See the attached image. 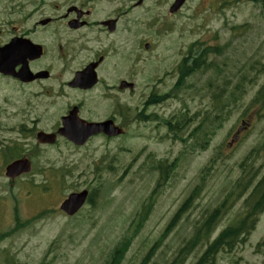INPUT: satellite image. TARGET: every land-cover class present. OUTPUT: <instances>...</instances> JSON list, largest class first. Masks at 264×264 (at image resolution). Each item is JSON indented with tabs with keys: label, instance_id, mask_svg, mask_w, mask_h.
I'll list each match as a JSON object with an SVG mask.
<instances>
[{
	"label": "rangeland",
	"instance_id": "obj_1",
	"mask_svg": "<svg viewBox=\"0 0 264 264\" xmlns=\"http://www.w3.org/2000/svg\"><path fill=\"white\" fill-rule=\"evenodd\" d=\"M33 1L41 7L37 19L44 13V0ZM98 1L109 8L105 0ZM171 1L146 0L131 12L132 20H140L142 29L146 26L144 40L151 46L140 51L141 79L129 98L132 121L125 135L91 139L82 146L59 135L53 144L39 143L36 132L55 133L63 107L52 92L48 101L39 89L0 82V151L16 147L32 163L30 172L10 180L0 155V235L8 233L0 236V264H108L116 250L115 264H168L191 235L193 222L216 205L225 203L226 208L211 238L240 215L247 192L238 199L237 190L251 172L244 174L240 163L252 148L257 149L249 161L252 171L258 178L264 172V103L252 104L264 83V12L260 0H187L169 14ZM196 41L218 48L209 59L213 67L176 80L180 59ZM209 82L216 92L227 82L230 87L239 83L226 120L198 130L187 141L174 138L164 125L171 115L179 119L195 114L188 125L192 130L211 112ZM151 89L158 96H174L153 100ZM146 116L149 120L142 118ZM242 119L250 126L229 146ZM187 134L183 130L177 136ZM5 152L6 160L15 155L13 149ZM162 162L172 167L155 188L159 173L150 168ZM86 187L97 191L93 203H85L73 216L60 211L68 193ZM195 187L201 190L194 207L161 238ZM202 248L195 247L183 264L195 263ZM215 264H264V211L244 244L220 252Z\"/></svg>",
	"mask_w": 264,
	"mask_h": 264
},
{
	"label": "flooded vegetation",
	"instance_id": "obj_2",
	"mask_svg": "<svg viewBox=\"0 0 264 264\" xmlns=\"http://www.w3.org/2000/svg\"><path fill=\"white\" fill-rule=\"evenodd\" d=\"M145 1L132 6L131 0H105L109 8H103L98 0H44V13L35 19L41 7L33 0H0V47L14 45L13 59L0 62V82L39 89L48 101L56 97L64 109L60 121L75 107L87 122L128 127L129 98L141 79L140 51H150L144 48L146 26L132 20L131 12Z\"/></svg>",
	"mask_w": 264,
	"mask_h": 264
},
{
	"label": "trees",
	"instance_id": "obj_3",
	"mask_svg": "<svg viewBox=\"0 0 264 264\" xmlns=\"http://www.w3.org/2000/svg\"><path fill=\"white\" fill-rule=\"evenodd\" d=\"M260 3L261 10L264 12V0H260ZM193 46H195V50L194 53L191 54L197 56V59L202 58L203 54L209 50L208 47L204 48L202 44L199 43H194ZM189 49H191V47ZM195 62L196 60L193 61L194 68L198 66L195 64ZM208 65H210V67L213 66V64L210 63ZM181 79L182 77L180 78V80ZM238 86L239 83H236L235 87H230L227 82L225 87L220 88L216 93H212L211 99L209 100L211 102V112H205V115L201 118L200 122L195 127V131L198 129L200 130L213 127L215 124H217V126H221L224 123L223 121L226 120V117H222L221 113L228 114V111H224V108H228L231 95L232 100L235 101L236 96L234 94V91L238 89ZM259 89L260 90L253 98L252 103L254 104H258L259 102L264 103V84H262ZM225 92L230 93V95L227 97ZM178 122L180 124V120H178ZM167 125L170 126L171 130L174 132L173 126L168 123ZM206 144H201V146L205 147ZM256 150V148H252L240 163V167L242 168L244 174L247 173L246 171H249L250 169L251 172L249 173V179L242 186H240L238 197H241L247 189L250 190L247 196L243 199L241 212L238 218L222 228L214 238H211L213 232H215L217 222L226 208L225 203L216 205L212 210H210V212L201 216L199 220L193 222L191 231L193 235L187 238L180 245L170 263L168 264H183L192 249L197 245H204L205 250L202 251L201 256L195 264H213V259L216 252L220 250L230 251L238 244H242L247 240L248 236L250 235L252 230H254V227L258 222L260 214L264 211V172L261 173V176L258 178V172L252 171L253 164L249 162L254 157H252V155L254 154V152H256ZM166 164L167 163L162 162L160 166L150 168L151 170H157L159 173L155 188H160L162 183L166 181V178L168 177L172 165ZM96 169H98V167ZM199 191V187H195L191 191L190 195L184 200L175 215L167 224L161 238L165 236L170 229L177 225L178 221L181 218V215L185 213L188 208H190V206L192 205V201L198 195ZM93 192H97L96 189ZM94 197L95 195L93 194L90 198V201H94ZM155 243H159V241ZM151 250H153V247ZM116 253H118V250L115 251L114 255ZM114 255L112 257V260L108 264H115L116 261L114 260ZM149 256L150 255L147 253L146 260L149 258Z\"/></svg>",
	"mask_w": 264,
	"mask_h": 264
},
{
	"label": "water",
	"instance_id": "obj_4",
	"mask_svg": "<svg viewBox=\"0 0 264 264\" xmlns=\"http://www.w3.org/2000/svg\"><path fill=\"white\" fill-rule=\"evenodd\" d=\"M142 0H138L140 3ZM185 0H175L170 11L177 10ZM11 43L0 50V62L5 65L7 60L10 59L12 53L10 51ZM9 51V52H8ZM80 80L78 77L76 78ZM63 127L58 130L61 135H64L68 140L74 142L75 144H83L88 136L95 134L97 132L103 131L108 135H117L120 130L113 127L110 121L102 123H86L79 120L75 111H71L70 114L63 118ZM37 138L40 141L53 142V134H43L38 133ZM30 170V162L27 159H19L13 161L5 168V175L10 178H14L21 173L28 172ZM87 192L84 190L79 193L70 194L66 200L61 204V209L65 211L68 215L74 214L83 204L86 198Z\"/></svg>",
	"mask_w": 264,
	"mask_h": 264
}]
</instances>
